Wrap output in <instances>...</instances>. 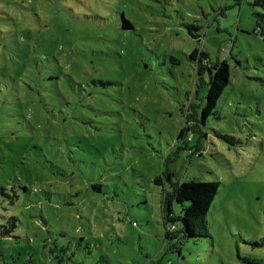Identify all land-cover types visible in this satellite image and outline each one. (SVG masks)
Listing matches in <instances>:
<instances>
[{"label": "rangeland", "instance_id": "374dc122", "mask_svg": "<svg viewBox=\"0 0 264 264\" xmlns=\"http://www.w3.org/2000/svg\"><path fill=\"white\" fill-rule=\"evenodd\" d=\"M252 2L0 0V264H264ZM193 178L219 182L209 235L168 239L165 194Z\"/></svg>", "mask_w": 264, "mask_h": 264}, {"label": "trees", "instance_id": "16d2710c", "mask_svg": "<svg viewBox=\"0 0 264 264\" xmlns=\"http://www.w3.org/2000/svg\"><path fill=\"white\" fill-rule=\"evenodd\" d=\"M252 5L261 6L264 9V0H253ZM257 14L264 17V14ZM122 24L125 27H131L125 17H123ZM254 32L261 33V36L264 37L260 25H257ZM207 68L211 71V76L202 107L203 118L213 112L229 79V65L226 61L207 66ZM201 69L204 68L201 67ZM183 133L184 130L181 131V134ZM170 176L171 172L167 174L168 178ZM159 180L156 178L155 182ZM171 187V191L165 194L163 202L164 219L166 223H169L167 228L165 227L166 238L180 240L181 238L208 236L209 228L206 216L217 193L219 182L193 178L187 181L173 182ZM174 202L180 205L179 213L172 209ZM6 235H10L9 228L0 230V236Z\"/></svg>", "mask_w": 264, "mask_h": 264}]
</instances>
